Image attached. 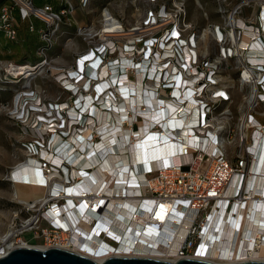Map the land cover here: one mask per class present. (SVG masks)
<instances>
[{"label":"built area","instance_id":"obj_1","mask_svg":"<svg viewBox=\"0 0 264 264\" xmlns=\"http://www.w3.org/2000/svg\"><path fill=\"white\" fill-rule=\"evenodd\" d=\"M157 1L162 3L149 11L147 24L133 28L145 30L158 27L147 34L124 40L114 36L101 37L105 26L110 25L104 16L105 9L101 12L96 31L80 27L76 21V28L72 27L69 17L74 18L76 9H86L90 0H0V94H11L9 101L0 103V115L18 128L22 150V160L10 169L6 178L13 185L11 178L14 172H18L15 171L17 168L24 166L21 169L25 171L28 166H34L35 174L46 180L44 199L28 202V205L20 204L22 209L13 215L8 230L10 234L14 233V242H24L27 246L40 244L38 246L46 248L72 249L70 241L73 230L58 226L48 212L56 205L59 209L65 207L67 198L62 196L64 189L66 192L83 183L75 175L76 172L90 177L97 168L94 164L82 167L85 159L79 164H75L74 159H83L85 149H88L87 154L92 157L95 152L101 161L109 155L125 156L128 160L129 152L119 153L116 147L122 141L120 133L138 141L135 135L141 127H147V131H156L161 136L166 128L162 122L173 114L178 119L185 114V125L189 126L187 137L192 139L187 142L177 137L174 129L172 133L175 135L171 132L166 134L170 136L172 144L182 142V149L179 146L175 156L178 162L160 163L152 170L144 171V181L134 170L138 183L135 179H129L130 173L134 178L131 170L124 173V177H128L127 182L134 181L135 187L140 188L136 199L142 204L151 202L148 215L152 219L149 225L146 224L147 229L137 227L141 230H135L136 233L148 229H154L156 234L163 232L162 228L159 230L160 222H156L155 218L160 213L168 220L169 215L175 213L179 217L174 223L178 230L171 232L172 242L164 247L168 249L173 246L177 242V233L183 228L185 233L177 242L175 260L198 259L201 257L200 251L206 250L203 249L206 246H203L205 234L215 231L214 221L218 215L221 221L224 217L222 212L230 215V222L233 223L237 220V210L242 211L247 220L250 205L257 203L260 207L259 204L264 203V197L255 194L254 188L247 183L250 176L264 178V169L256 174L252 170L253 162L257 159V142L260 137V140L264 138V0H241L238 3L216 0L222 6L219 12L223 22L210 30L218 46V55L213 60L202 58L194 33L184 35L188 30L181 0H148L151 4ZM245 7L251 9L249 19L242 17ZM112 18L125 29L119 20ZM35 22L40 25L39 28L35 27ZM62 29L73 30L87 43L85 51L74 54V62L69 67L53 66V60L49 58L63 33ZM212 31L217 38H214ZM23 33L35 36L32 42L35 43L38 60L33 64L27 62V51L21 55L16 52L19 47L30 44L29 40L23 38ZM232 34L236 37L235 42ZM86 56L90 57L80 66V60ZM228 61H234L239 66L241 90L245 87L248 89L234 126L227 105L231 97L218 74L219 66ZM103 70L105 75L102 80L100 74ZM246 71L253 72V77L245 78ZM41 75L49 77L59 89L60 94L56 98H47L43 90L34 86V80ZM138 79L140 85L134 93L133 85L138 83ZM105 82L110 86L101 91L100 86ZM127 88L128 98L137 101L138 110L128 101L127 109L116 105V96L120 95L117 90ZM145 91L149 95V104L146 103ZM189 98L193 99L191 108H187ZM107 100L111 106L102 109L101 103ZM89 103L94 105L92 113L86 107ZM150 103L154 110L147 112ZM100 113H107L106 124L99 121ZM162 115L165 116L163 120ZM107 130L111 132L107 136L109 144L103 139ZM77 142L82 146L77 147ZM229 148L234 149V153H229ZM101 154L104 157L101 158ZM236 179L238 184L235 183ZM26 184L38 186L31 179ZM86 196L90 197L93 205L97 198L100 200L96 210L92 206L83 211L81 221L86 222L87 218L90 225L94 223L97 237L119 250L128 229L121 232V239L111 234L110 228L99 225L104 223L103 212L111 200H126L128 197L123 194L110 196L105 191L86 193L82 198ZM44 200H48L46 204ZM104 204L102 213L98 215V209ZM79 207L80 204H77L75 209ZM94 211L98 216L92 215ZM241 223L242 217L238 227ZM135 232L130 234L137 238ZM26 233L32 234V243L23 238ZM242 236L243 232L234 237L235 245L240 246ZM2 251L3 247L0 248ZM112 256L155 258L140 254L107 257ZM220 260L226 261L218 254L210 262L221 264L217 262Z\"/></svg>","mask_w":264,"mask_h":264},{"label":"bare ground","instance_id":"obj_2","mask_svg":"<svg viewBox=\"0 0 264 264\" xmlns=\"http://www.w3.org/2000/svg\"><path fill=\"white\" fill-rule=\"evenodd\" d=\"M105 18L108 21L110 25L105 26V30L103 31L104 35H101L102 38L105 37H120L124 40L134 37L136 35L140 34H147L148 31L153 30L156 27L152 28H146L145 30H142V28H133L130 30L122 29V26L119 25V23L115 22V20L112 18L111 14L108 11H104ZM212 34L214 38H217V35L214 31H212ZM90 35L93 36V33H90ZM235 35L232 34V40L235 42ZM90 56H86L85 59L80 60V66H83L84 60L89 58ZM123 63V62H122ZM124 64V63H123ZM81 68V67H80ZM105 75V71L103 70L100 74V78L103 80V76ZM253 72H245L244 77H253ZM140 79H138V83H134V90L138 91ZM115 83V81L113 82ZM124 86V84L122 83ZM125 84V86H127ZM108 86H110L107 82L102 84L100 86V90H105ZM254 87V86H253ZM123 88V87H121ZM112 92L113 88L111 87ZM128 88L125 90H117V92L120 94L116 99V105H119L121 108L124 107L127 109L126 102L128 101L130 105L137 106V110L139 109V106L136 104V100L132 101L128 98ZM145 96L147 97V104H149V95L148 92H144ZM187 98V97H186ZM193 99L189 98V104L187 105V108H191ZM102 109H107L111 106L110 102L104 101L101 103ZM86 107L88 110L92 113L94 111V105L90 104ZM120 108H117L119 110ZM154 110V106L152 103L150 105H147V112H150L151 110ZM125 110V109H124ZM112 111V110H111ZM171 113H173V110L170 109ZM139 113L141 114V109L139 110ZM146 113V112H143ZM142 113V114H143ZM101 118L99 121H102L103 124H106V115L107 113H100ZM174 117V118H173ZM165 118L164 115L161 116V119ZM173 118V120H171ZM179 118V117H178ZM175 118L174 114L168 118L165 119L164 122H162V126H166L164 128L163 132L160 134L156 131H147L146 128H140V132L135 135L136 139L138 141H135L132 138H129L128 136H124V134L120 133L122 136V141L119 143L116 147L119 150V153L129 152V158L125 156L120 155H109L105 157L102 161L97 157V155L94 152V155L91 157V154H87L88 149H85V153L83 159L78 157L75 158V164L81 163L82 160L85 159V162L82 164V167H88L91 164H94V166H97L96 170L92 173L90 177L85 176V174H77V177L80 178V180H83V183L80 186L72 187L71 189H68V191L65 192L62 195L63 197L67 198V204L63 208H58L57 205L55 208L50 210L48 212V215L53 219L54 223H56L58 226L63 227L65 229H68L71 227L73 230V237L70 241V244L73 246L72 250L74 252H77L79 254H82L84 256H87L95 261H101L102 259L106 258L108 255H143V256H151L155 257L156 259H162V260H168L173 261L175 260V254L177 251V242L182 238L185 230L183 228L177 233V242L173 243V246L170 248H165V244L168 242H172L171 239V232H175L173 230H178L176 224V221L179 220V217L174 213L169 215V219H165V217L162 214H158L155 219L156 222L159 223L160 227L159 230L162 228L163 232H158L157 234L154 232V229H151V231L148 229V231H143L136 233L135 230H141L139 228L145 227L146 224L149 225L150 219H152L148 213H149V205H151L150 201H146L143 204L136 199L139 197V191L135 187L134 181H128V177H124V173H130L129 170L137 171V175L140 178V180L144 181L143 173L147 170H152L154 167H157L160 163H171V162H178V158L175 157L176 154H178V148L181 143H174L171 142L170 136L166 134H171L173 132V129L175 130V133L177 137L184 138L187 140H192L190 137H187L189 131H188V124L185 125V114H182L180 119ZM150 120V119H149ZM163 120V119H162ZM148 122V121H147ZM148 124V123H147ZM149 128V125H148ZM176 128H178L176 130ZM148 132V133H147ZM171 132V133H170ZM110 131H106V133L103 135L104 141H107L109 138L107 137L110 135ZM175 133H172V135H175ZM264 136V134H262ZM125 137V138H124ZM260 137V136H259ZM261 138V137H260ZM257 142L256 149V160L253 162V173H261L262 169H264V141H262V138ZM80 141H82V137L79 138ZM133 141H132V140ZM105 142V143H106ZM127 143V145H126ZM130 144V145H128ZM82 146L81 143L77 142V147ZM111 150V149H110ZM92 151V149H90ZM112 151V150H111ZM63 154H65V151H62ZM70 154V153H69ZM66 157L68 154L65 155ZM63 157V156H62ZM104 157V154H101V158ZM90 158V159H87ZM122 160V161H120ZM59 161V160H58ZM20 166L17 168L12 176V181H14L13 186H24L29 188H34L41 190L42 193H45V189L43 188L46 184V180L43 179L40 175L35 174L34 166L29 167L25 171L21 169ZM21 171V172H20ZM141 174V175H140ZM74 175V176H75ZM134 178L132 177V174L130 173L129 179H135L136 183H138V177L133 173ZM127 177V178H126ZM29 179L33 180V182H36L38 186H30L26 184ZM89 179V180H88ZM22 181V183L17 182ZM236 184H238V179L235 181ZM248 186L254 188V192L257 195H260L261 197H264V178H261L260 176H250V179L247 181ZM62 184V183H59ZM128 185V186H127ZM141 186V183L139 184ZM138 186V187H139ZM105 191L110 196H113L116 194V196H121L122 194L127 196L128 199H113L110 201L108 208L103 212L104 219L102 224L99 226L105 227V229L110 228V233L113 235H117L116 237L121 238V232L123 230L128 229L127 236L125 240L121 243V245L118 247L119 250H116L113 248L110 244L103 241L100 237H97L98 233L97 231L94 233V223L92 225L91 222L87 220L86 222L81 221V217L83 216V211L88 208L90 209L92 206H94V210L97 209L96 205H98V202L100 198H97V202L95 201V204L90 201V197L85 196L86 193L89 194H96V192H102ZM15 197L21 198L26 200L29 197L36 196L34 193H23L22 191H19L17 188L15 189ZM44 197V195H43ZM43 197H39L33 201H36L38 199H42ZM44 199V198H43ZM58 198H54L56 200ZM85 199L84 202L82 200ZM43 201V200H42ZM45 204L48 200H44ZM77 201H80L76 203ZM82 202V203H81ZM264 202V201H262ZM17 203L19 204H26L28 205V201H20L17 200ZM80 204V207L75 209L76 205ZM106 204V202H105ZM99 208L97 213L98 215L102 213L101 211L104 209V206ZM261 205V206H260ZM250 212L248 215V219H245V214H243L242 211L236 210V217L237 220L235 222H230V215L225 214L222 212L223 220L218 217L215 219V231L212 230L208 233H206L205 238L203 240V249L201 250L200 254L201 257L198 258V260H214V257H216L218 254L226 261H217L221 264L228 263L231 264V262H244V261H264V254L261 255V251L264 250V203L259 204L260 207L257 206V203H254L250 205ZM74 211V212H73ZM90 213V210H89ZM97 213L94 211L92 212L93 216H98ZM62 214V215H61ZM247 214V213H246ZM153 215V214H152ZM240 217H242V223L240 227H238V222L240 220ZM88 222V223H87ZM231 223L232 226L229 224ZM77 225V226H76ZM107 225L109 226L107 228ZM139 227V228H137ZM184 227H187L186 224H184ZM146 228V227H145ZM147 229V228H146ZM238 229V231H237ZM10 230V229H9ZM9 230H7L3 236L0 238V248L3 247V251L0 252V257L5 255L9 250H11L14 247L19 246H27L24 242L17 243L13 241L14 233H9ZM100 231V230H99ZM135 232L136 237L131 236L130 233ZM243 232V240L241 241L240 246L235 245L234 243V237L237 234H240ZM242 236V237H243ZM226 238V239H224ZM122 239V238H121ZM239 240V239H238ZM240 241V240H239ZM104 242V243H103ZM235 245V246H234ZM253 246H256L258 249L255 250ZM259 246V247H258ZM217 247V248H216ZM235 247V249H234ZM37 248L44 249L46 247L44 246H38ZM65 248V247H64ZM260 249V250H259ZM221 252V254H220ZM210 259V260H209ZM212 262V261H211Z\"/></svg>","mask_w":264,"mask_h":264},{"label":"rangeland","instance_id":"obj_3","mask_svg":"<svg viewBox=\"0 0 264 264\" xmlns=\"http://www.w3.org/2000/svg\"><path fill=\"white\" fill-rule=\"evenodd\" d=\"M241 0H233L232 3H238ZM185 11L184 23L187 26L185 36L194 33L201 56L204 59L213 60L218 55V46L210 35L212 26L222 25L223 19L220 14L221 3L216 0H181ZM157 1L151 4L148 0H90L87 8L84 10L76 9L74 18L69 17L72 27L76 28L75 21L78 26L97 30L100 21L101 12L105 9L115 19L119 20L123 27L128 30L133 27H139L148 22L150 10H154L157 5L161 4ZM251 15L250 8H244L242 17L249 19ZM66 21L65 17H62ZM39 28L38 23H34ZM23 26H25L23 24ZM55 47L49 54V58L53 60V66L69 67L74 62V54L86 50V40L77 36L73 30L62 29ZM26 41L30 44L17 49V54L21 55L27 51L29 58L27 62L34 63L38 60L36 49L32 41L35 36H27L22 34ZM5 43V42H4ZM203 53V54H202ZM17 59H19L17 57ZM238 65L234 61H228L219 66V79L223 86L229 91L231 101L227 105L232 114V124L240 115V108L243 104V97L248 92L245 87L241 90L239 87V71ZM34 86L43 90L49 99L56 98L60 92L53 81L46 75L38 76L34 80ZM11 98V94L1 93L0 103L7 102ZM21 136L18 128L10 122L4 115H0V238L8 230L13 215L22 209V205L17 203L15 197V188L7 181V175L10 169L20 160H22V150L20 146ZM229 153H234V149L229 148ZM23 193H31L32 190L23 188V186H15ZM21 187V188H20ZM38 197H43V193H36ZM27 202V201H26ZM31 233L24 234V239L30 241ZM32 243V241H31ZM32 245V244H31ZM40 244H33L38 246Z\"/></svg>","mask_w":264,"mask_h":264},{"label":"water","instance_id":"obj_4","mask_svg":"<svg viewBox=\"0 0 264 264\" xmlns=\"http://www.w3.org/2000/svg\"><path fill=\"white\" fill-rule=\"evenodd\" d=\"M0 264H218L198 259H177L173 261L149 257H106L95 261L77 252L61 248H37L19 246L0 257ZM228 264V263H227ZM231 264H264V261H244Z\"/></svg>","mask_w":264,"mask_h":264},{"label":"crops","instance_id":"obj_5","mask_svg":"<svg viewBox=\"0 0 264 264\" xmlns=\"http://www.w3.org/2000/svg\"><path fill=\"white\" fill-rule=\"evenodd\" d=\"M12 187H13V190H14V188L16 189V187H14L13 185H11ZM21 188V187H20ZM23 188H27V189H30V190H32V192L31 193H34L35 195H36V193H38V192H41L42 193V191L41 190H38V189H34V188H29V187H24L23 186ZM15 192V191H14ZM37 198H39L37 195L36 196H33V197H29V198H27L26 200H24V199H21V198H17V199H19L20 201H28V202H31V201H33V200H35V199H37Z\"/></svg>","mask_w":264,"mask_h":264},{"label":"flooded vegetation","instance_id":"obj_6","mask_svg":"<svg viewBox=\"0 0 264 264\" xmlns=\"http://www.w3.org/2000/svg\"><path fill=\"white\" fill-rule=\"evenodd\" d=\"M23 238H24V236H23ZM30 242H31V239H30ZM253 247H254V249H255V250H257V251H258V249L256 248V246H253ZM258 247H259V246H258ZM216 248H217V247H216ZM259 250H260V249H259ZM261 252H262V253H261V255H260V256H262V254H264V250H262Z\"/></svg>","mask_w":264,"mask_h":264}]
</instances>
